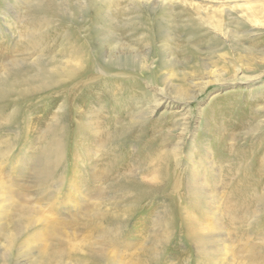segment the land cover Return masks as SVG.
Listing matches in <instances>:
<instances>
[{
    "label": "rangeland",
    "instance_id": "1",
    "mask_svg": "<svg viewBox=\"0 0 264 264\" xmlns=\"http://www.w3.org/2000/svg\"><path fill=\"white\" fill-rule=\"evenodd\" d=\"M0 264H264V0H0Z\"/></svg>",
    "mask_w": 264,
    "mask_h": 264
}]
</instances>
